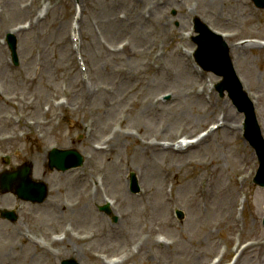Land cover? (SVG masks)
I'll return each instance as SVG.
<instances>
[{"label": "rangeland", "instance_id": "374dc122", "mask_svg": "<svg viewBox=\"0 0 264 264\" xmlns=\"http://www.w3.org/2000/svg\"><path fill=\"white\" fill-rule=\"evenodd\" d=\"M193 15L240 47L232 62L264 137V8L251 0H0V171L30 162L49 187L40 204L0 193V209L18 213L0 217V264H264L258 163L242 114L214 89L219 78L194 64ZM222 110L233 128L211 131ZM115 131L175 146L209 136L177 154L133 137L106 144ZM51 147L84 161L49 170ZM106 199L109 214L99 210Z\"/></svg>", "mask_w": 264, "mask_h": 264}, {"label": "water", "instance_id": "95a60500", "mask_svg": "<svg viewBox=\"0 0 264 264\" xmlns=\"http://www.w3.org/2000/svg\"><path fill=\"white\" fill-rule=\"evenodd\" d=\"M256 7L264 8V0H252ZM194 28L198 32L193 36V41L197 44L194 56L199 65L205 70L213 71L222 79L215 85L220 95L227 91L228 97L236 109L244 114V136L255 150L259 161V169L254 178V182L264 186V140L260 127L257 123L254 108L247 93L244 91L239 81L229 52V48L222 37L213 32L199 18L194 19ZM8 47L13 60L16 61L15 39L11 35L7 36ZM82 156L74 149L63 150L53 148L48 154V167L57 170L78 166L82 163ZM31 164L24 163L12 171H5L0 174V191H12L23 200L32 202H42L47 195V185L42 181H35L30 177ZM130 189L138 190L134 174L130 175ZM108 210L106 207H103ZM2 216L15 220L13 212H5ZM264 223V219H263ZM60 264H79L74 259H64Z\"/></svg>", "mask_w": 264, "mask_h": 264}, {"label": "bare ground", "instance_id": "6f19581e", "mask_svg": "<svg viewBox=\"0 0 264 264\" xmlns=\"http://www.w3.org/2000/svg\"><path fill=\"white\" fill-rule=\"evenodd\" d=\"M142 15H145V13H142ZM222 35L224 36V38L226 39V38H228V37H231L229 34H223L222 33ZM230 47L231 48H234V49H240V47H235V46H233V45H231L230 44ZM188 53H189V51H187ZM183 54V53H182ZM183 55H185V54H183ZM202 91H204V88H202V89H197V91H196V93L197 94H200L201 95V93H202ZM80 92L82 93V94H85V93H87L88 92V95L90 94L89 93V90H80ZM156 102H159V99L157 98L156 100H155ZM220 117H217L216 119H215V121H214V125H216L215 127L216 128H219V129H223L224 131H227V130H230V129H232L233 128V125H232V123H231V118H230V116H229V114L225 111V110H222V112H221V114L219 115ZM116 132V131H115ZM165 132H167V131H165ZM116 136H114V135H112V136H110V137H108V138H106L105 139V143L106 144H108V142H109V140L110 139H112V138H115L114 140H116V139H118V138H120L121 136H124V137H133L134 138V141H138L139 142V145H140V147H143L144 149H146V148H148V147H156V148H160V149H163V150H166V151H170V150H173L174 152H177V154H179V153H182V152H185V151H188L189 149H192V148H195V147H197L199 144H200V142L202 141V140H204L205 139V137L206 136H209L208 134H206V136L205 137H203V138H201V139H198V140H196V141H185V143H178L176 146L175 145H172V144H169V143H163V142H160V141H157V140H155V138H149V140L148 141H145V142H143V141H141V139L138 137H134V136H132L131 134H129V133H123V132H120V133H117L116 132ZM119 136V137H118ZM164 140H167V139H164ZM168 140H170V139H168ZM134 146H137L136 144L134 145ZM174 147H176L175 149H174ZM107 148V145H105L104 147H100V146H96V150H105ZM91 149H92V147H91ZM131 149L132 150H134V147L132 146L131 147ZM92 151H93V149H92ZM136 151V150H135ZM91 158H93V156H91ZM43 161V162H45V158L43 157V155H42V157H41V159H40V161ZM39 161V162H40ZM38 171V170H37ZM37 173V172H36ZM104 186H105V183H104ZM148 188V187H147ZM93 193H94V195H95V197L97 198V196L98 195H101V189H100V183L98 182H96V185H95V187H94V190H93ZM75 204V203H74ZM74 204H72V202L70 203V204H65L64 203V206L66 207V208H72L73 209V206H74ZM75 208H77V206L75 207ZM71 209V210H72ZM78 210V209H77ZM53 242L54 243H60V242H62V240H53ZM253 244V243H252ZM250 246V244H247L246 246H244L242 249H241V251H240V253L242 254V252L245 250V249H247L248 247ZM252 246V245H251ZM250 246V247H251ZM249 247V248H250ZM237 263V262H236ZM236 263H234V264H236Z\"/></svg>", "mask_w": 264, "mask_h": 264}]
</instances>
